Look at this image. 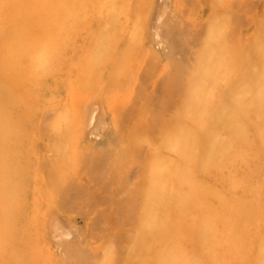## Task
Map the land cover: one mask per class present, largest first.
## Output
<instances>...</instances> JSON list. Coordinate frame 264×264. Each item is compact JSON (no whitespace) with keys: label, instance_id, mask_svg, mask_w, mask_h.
<instances>
[{"label":"rangeland","instance_id":"obj_1","mask_svg":"<svg viewBox=\"0 0 264 264\" xmlns=\"http://www.w3.org/2000/svg\"><path fill=\"white\" fill-rule=\"evenodd\" d=\"M37 91L44 156H107L52 210L78 254L10 250L0 218V264H264V0H0V128L26 131Z\"/></svg>","mask_w":264,"mask_h":264},{"label":"bare ground","instance_id":"obj_2","mask_svg":"<svg viewBox=\"0 0 264 264\" xmlns=\"http://www.w3.org/2000/svg\"><path fill=\"white\" fill-rule=\"evenodd\" d=\"M151 14L153 18H156V12L154 13L152 10ZM155 23L154 21L150 27L155 28ZM163 29L167 31L170 29L167 17L163 19L157 29H154L151 35L157 38L156 40L152 37L154 41H158L162 37V34H164ZM46 37H49V35ZM73 50L74 48L72 49L71 43L69 47L65 48L63 53L67 58L65 60L66 67L64 68L66 73L71 70V67H74L71 62ZM76 73V76L79 77L78 70ZM24 77H26V74L20 77L21 82H24ZM62 91H64V88ZM35 95L36 99L33 104L39 110L38 114L42 112L41 115L39 114L40 116H33L29 121V128L26 131L20 126L13 131L10 128H0V209H4L10 205H17L15 211L11 213H7L6 211L0 216L2 218L1 223L6 222V236L10 233V239L8 238L9 241L7 242L10 250H30L31 245H34L33 240L36 242V240L45 235L44 237L48 238L70 259L78 254L77 247L74 244H69V230L53 214L52 210H56L57 208L64 209L63 205L67 200L68 192L75 191V193H78V190L83 188L85 190L92 177V170L90 168L92 167V169L97 170L101 165V159L107 155L103 154L101 157V153L99 152L85 155L80 148H77L79 146L76 145L77 142H74L72 146L74 147L73 153L68 157L66 155V160L58 159L53 152L50 153V156H44V151L49 152L47 149L50 146H38L35 139L36 137H40V139L49 137L55 131L56 124L53 122V115L49 112L51 99H48L46 94L39 91ZM51 111L54 112L53 110ZM87 111L90 125L93 124V116L98 110L94 105H90ZM7 116L6 111L2 112L0 110V124L5 121L4 119ZM5 131L8 133L5 134ZM94 134L95 132L93 131L90 133V135ZM86 163H89L90 166L85 165ZM87 170L89 174L91 173V177L90 175H86ZM85 179L87 181L86 184L84 183ZM6 193L10 195L7 197ZM10 196L11 198H9ZM32 205L38 207L35 214L33 210L36 209H33ZM8 257L4 253L2 261L5 262Z\"/></svg>","mask_w":264,"mask_h":264}]
</instances>
